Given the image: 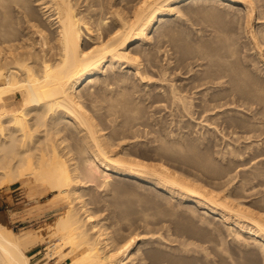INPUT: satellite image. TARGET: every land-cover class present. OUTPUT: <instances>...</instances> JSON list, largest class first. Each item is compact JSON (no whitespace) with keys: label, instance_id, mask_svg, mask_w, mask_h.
Listing matches in <instances>:
<instances>
[{"label":"bare ground","instance_id":"obj_1","mask_svg":"<svg viewBox=\"0 0 264 264\" xmlns=\"http://www.w3.org/2000/svg\"><path fill=\"white\" fill-rule=\"evenodd\" d=\"M182 1L185 0H138L134 9L131 7L133 9L131 11L132 13H130L131 16L127 15L128 18H122V16H119L118 12H112L115 17L119 18H114V21H108L107 18L109 17H107V14L104 17L94 18L96 15L93 16L90 12V7L85 5L86 0H0V188L13 185L17 182L21 183L25 178L30 177L34 179V181L40 180V182H46L52 191H57L56 195L58 198L67 200L69 204L65 211H63L64 213L55 219V222L51 225L50 237L52 236L54 242L48 245L47 251L42 254L39 258L40 260H36L38 264H46L49 259H53V262L61 264L139 263V261L138 263L136 262V258L131 257L132 245L136 240L135 236H130L131 238L121 245H113L114 243L108 241L109 237L104 236L106 233L104 229L99 226L98 220H95L93 217L94 215L90 214L88 207H84L86 203H81V205L79 203V206L72 204L74 200L77 201L79 198L80 193H78L77 190L83 185V180L92 181L95 178H98V180L101 178L103 183H107L110 178L109 171H112L113 174L116 175H124L128 180H135L134 178H136L139 179L140 182L153 183L166 192H172L174 188L179 189V200L181 202H192V206L189 207L194 212L198 211L201 217V214L205 215L206 213L217 214V217H219L217 219H220L224 223L230 222L231 230L237 238L241 237L244 241L243 238L246 235L255 243L256 247L258 246L259 251L261 249L264 254V214H262V212L254 210L255 208H251L253 206H249L251 204L247 206L244 202H237L236 200H234L236 202L232 204L233 199L231 200L230 198L231 203L227 202V197H225L226 200L221 199L223 195L220 196V192L218 196L217 191L214 192L213 189H207L208 187L204 188L201 186L202 184H198V180L196 181L197 184L195 182H190L191 180L189 181L187 176V179H185L182 177L183 175L181 176L180 173L169 169L164 164H161V162H159L160 164L157 166V169L155 167L149 168L152 170L151 176L144 173L145 170L147 172L145 168L150 167L151 164L147 165L148 162H141L142 159L130 158L129 154L135 152V148L139 150V147L130 145L131 143H135L133 140H131V142H129V140V143H127V141L126 143H121L120 141H122L125 136L123 137L122 134L116 130L114 124L118 117H122L127 121L129 119H131V122L133 121L132 117L137 114L135 109L136 105H134L135 102L133 103L134 100H132L133 98L123 97L124 99L122 98V100H118V97L117 100H112L111 98V101L107 103L103 101V105L106 103L104 106H100L101 100L99 102L97 101L99 89L96 87L108 79V75L113 72L115 66L120 70L125 69L121 73H131L129 70H132L134 72L133 75H138V78H136L140 81L144 79V75L146 74H157L151 69L152 67L150 68L148 66L150 64L149 61L145 62L147 68L144 66L146 69L144 71L140 70V66L143 62H141V60L145 61L149 59L148 57L150 56L147 54L150 51L149 49L148 52L145 50V56L142 54V45L148 42V32L150 29L156 28L155 22L160 20L158 17L163 20L162 17L165 16L166 12L172 10L171 5ZM186 1L185 3L187 4L188 2H196L197 0ZM203 1H209L208 3H210L211 1L217 0ZM226 1H242V4L246 7V11L248 8V13H246L249 17H247L246 22L249 21L248 18L252 17L253 9L251 6L253 5H251L252 3L250 4L252 0ZM83 5H85V7L82 9ZM173 7L175 8V6ZM226 43H228V41H226ZM131 45H133V47L129 50ZM233 54L232 52V55ZM106 64L108 65L106 66ZM219 65H221V63ZM243 70L245 71V68ZM165 72L163 71L162 74H159L160 79L163 81L166 79L163 74ZM209 72L210 71H207L208 74H210ZM118 73L116 72V74ZM228 73L229 72H224L223 74L219 73V76H217V74L214 77L205 76L196 80L194 83L186 84L185 87L180 86L181 88L170 86V88H168V98L166 99H170L175 105L181 102L179 106H181L182 109H187L185 104L189 105L188 103H190L191 100H187V97H185L182 92H190L191 94L192 92L199 93L201 95L200 99L198 97L200 103L198 105L196 104V106L199 107V111L197 110L198 114L202 116L206 113L204 120L208 125H212L211 128L214 126L217 129L220 124L221 130H217L221 132V136H223L221 139L225 137L226 143L224 146L229 150L230 147H232L230 143L233 144L234 141H239L241 138L249 141L248 138H251L250 132L252 134L253 132L250 131V128L246 127L247 123L244 121V123H242H246L244 128L246 127L250 130L240 136V131L243 130L241 129V122V126H239L240 124L238 123H232L230 117L229 119L225 118L229 116L231 112L230 108L234 105L232 98L229 97V95L231 96L229 93L230 88L226 90L229 92H224V94L221 92V96L214 92H208L213 86L211 85V87H209L208 85L209 83H213L212 80L217 81V79L221 78L225 80L224 77L230 78L232 73ZM102 75L104 76L102 77ZM245 77L246 75L242 78L245 79ZM234 78L236 79V77ZM124 79H126V76L118 78V82L116 83L117 86L126 89L128 88V84ZM245 80L247 81L248 78ZM230 81L228 80V83ZM169 83L173 84V82ZM250 83L253 84L251 81ZM96 84L98 85L95 87ZM103 85L105 86L106 84ZM238 85L240 86V84ZM261 88L256 87V93L254 94H263V88ZM10 93L21 95L22 104L19 107L6 109L3 106V100ZM240 93L242 94V92ZM111 97L114 96L112 95ZM84 100L88 101L87 104L84 103ZM186 111L188 113L189 109L183 112ZM96 112L98 115H100V113L104 115L101 126L102 123L105 124L102 127H99V123H96L97 120L95 119L101 117L100 115L98 118H95L94 115H97ZM191 114L192 113H190V116ZM122 118H120V120ZM236 120L242 121L237 118L234 121ZM100 121L101 120H99V122ZM103 129H110L107 136V133L104 132ZM122 130L123 128H121V131ZM123 131L122 133L126 132ZM256 131L259 132L258 130ZM137 135L138 134H133L131 138L135 139ZM68 139L74 140L73 147L69 146L67 142ZM253 143H247L248 145L245 146L243 152L241 150L240 152L237 148L236 150L231 148L230 154H235V156L237 155L236 157L239 156L238 159L240 160V156L246 152L249 154V156H247L249 157L248 161L252 162L253 160L254 162V159L255 161L262 159L260 161L262 162L264 159L263 142L261 146L260 143L257 142V145L260 147H257L255 143L257 148ZM142 145H145V143ZM74 149L76 153L73 151ZM146 152L148 153V151ZM245 158L246 157H244V159ZM247 159L248 158H246V160ZM244 163L247 162H241V165ZM256 163L257 162H255V164ZM243 185L241 187H243ZM172 193L174 194V191ZM224 196L222 198H224ZM164 198H166V196ZM261 199L264 202L262 197ZM197 207L200 208V211ZM171 213L173 214V212ZM232 216H234V218L230 220ZM242 221H246L247 226H245V223H242ZM33 234H31V232L16 233L11 229L5 228L4 225L0 223V264H31L27 252L30 250L31 245L35 243V238H37ZM235 236L234 239L237 241ZM43 238L45 239V237ZM241 239L239 240L241 241Z\"/></svg>","mask_w":264,"mask_h":264},{"label":"rangeland","instance_id":"obj_2","mask_svg":"<svg viewBox=\"0 0 264 264\" xmlns=\"http://www.w3.org/2000/svg\"><path fill=\"white\" fill-rule=\"evenodd\" d=\"M137 2L138 0H86L85 5L90 7V12L93 16L96 15L94 18L104 17L107 14V17H109L107 20L112 21L114 18H119L115 17L112 12H118L122 18H126L127 15L131 16L130 13H132L131 11ZM185 2L187 1L171 5L172 10L166 12L165 16L162 17L163 20L158 17L160 20L157 19L159 21L155 22L156 28L150 29L148 32L149 43L146 42V45H142V54L145 56V52L150 50L147 53L150 56L147 59V55V60L145 61L141 60L143 62L140 70L144 71L147 68L145 62L149 61L150 64L147 62L148 66L152 67L151 69L157 74H146L144 75V79L140 81L137 79L138 75H133L134 72L132 70H129L131 73H121L125 69L120 70L115 66V69L108 75L109 77L106 81L95 85V87L98 85L96 88L99 89L97 101L101 100L100 106H104L108 101H111V98L112 100H117V97L118 100H122L123 97L133 98V103L135 102L134 105H136V113L138 114H136L137 117L136 115L132 117L134 125L130 121L131 119L127 121L122 117H118L119 120L116 119L114 124L116 130L123 137L125 136L120 141L121 143H126V141L129 143L133 140L135 143H131L130 145L139 147V150L135 148V152L129 154L130 158L142 159L143 161L141 160V162H148L147 165L151 164L150 167L145 168L148 173L146 170L145 172L143 171L144 173L151 176L152 170L149 168L155 167L157 169V166L160 164L159 162H161V164H164L169 169L180 173L181 176L183 175L182 177L185 179L191 180L190 182H195L196 184L198 182L204 188L213 189L214 192L217 191L218 196L219 192L220 196L225 195L221 199L226 200L225 197H227V202L233 199L232 204L236 201L244 202L247 206L251 204L249 205H253L251 208H255L254 210H258L264 214V202L261 199V197L264 199V159L262 162H260L262 159L258 161L254 159V162L253 160L251 162L248 161L249 157L247 156L249 154L246 152L243 155L248 158L247 160L246 158L244 159L243 155L240 156L239 160V156L236 157L237 155L230 154L231 148L235 150L237 148L243 152L249 142L253 143L256 141L253 144L255 146L256 143L257 147H260L263 142L264 146V0L249 1L253 5L251 6L253 15L251 18H248V22H246L247 17H249L247 14L248 8L246 11V7L242 4V1L228 2L226 0H217L208 3L209 1L199 0L197 3L188 2L187 4ZM85 5L82 6V9ZM126 10L130 11L127 12ZM132 47L133 45L129 47V50ZM232 52L234 53L233 55ZM214 63L218 64L215 65ZM220 63L221 65H219ZM235 68H238L237 71ZM244 68L245 71L243 70ZM163 71H166L163 73L166 78L164 81L159 76ZM207 71H210V74ZM222 71L229 72L228 74L232 73L231 77L229 75L230 78L224 77L227 82L222 78L217 79V81L220 80L218 83L216 80H212L214 84H208L209 87L213 85L208 92H214L221 96L222 93L230 91L231 96L229 95V97L232 98L234 105L230 108L231 112L229 116L225 118L229 119L230 117L232 123L240 124L241 122L242 124L244 121L247 123V126L246 123L242 124L241 129L243 130L240 129V136L250 129L253 132V134L250 132L252 140L248 138L249 141H246V139L241 138L239 141H231L235 144L230 143L232 147L229 150L224 146L226 143L225 137L221 139L223 136L219 132L221 130L220 124L219 128H217L218 130L220 129L219 131L214 126L211 128L212 125H208L204 120L206 113L202 116L198 114L199 107L196 104L200 103L199 99L201 95L199 93L192 92V95L190 92H182L187 97V100H191L188 103L190 106L185 104L190 113H192L191 116L189 111V115L187 111L183 112L187 109H182L179 106L181 102L175 105L170 99H166L168 98V88L170 86L185 87L186 84L194 83L205 76L214 77L217 74L219 76V73H224ZM116 72H119L121 75L119 73L116 74ZM245 75V79L248 78L247 81L243 79ZM122 76H126V79H124L128 84V88L126 89L117 86L116 83L118 82V78H122ZM227 79L229 81L231 79V81L228 83ZM169 82H173V84ZM103 84L106 85L104 86ZM256 87H262L263 94H254L256 93ZM228 88H230L229 91H226ZM240 88H243L244 91ZM112 95L114 97H111ZM12 96L17 97L14 100L15 106H20L22 104L21 95ZM101 96L104 97L102 98ZM103 101H106L104 105ZM87 102V100H84L85 104ZM4 107L6 108L5 105ZM100 115L101 117H99ZM100 115L97 113V117L95 115L94 117H99L95 120H97L96 123H99L98 126L102 127L105 124L102 123L101 126L104 115L102 113ZM120 118L122 119L120 120ZM236 118L242 121H234ZM99 120L101 121L99 122ZM244 126L250 129L244 128ZM121 128L126 131L122 130L125 134L122 133ZM103 131L107 133H105L107 136L110 129H103ZM243 131L245 132L242 133ZM133 134H138L135 139L131 138ZM73 141L68 139L67 142L70 147L74 146ZM257 142L260 143V146L257 145ZM143 143L146 146L142 145ZM159 147L164 148L160 149ZM155 149L158 150L156 151ZM72 153L75 154L76 151ZM146 155L147 157L150 156V159ZM241 162L247 163L242 164V166ZM255 162L257 163L255 164ZM109 172V183L108 181L107 183H103L101 178H99L100 181L98 178L92 181L83 180V185H80L81 187L77 190L80 193L79 198L77 201L74 200L72 204L79 206V203L80 205L81 203H86L84 207H88L89 210H87L90 214L94 215L95 220H98L99 226L106 233L104 236L109 237L108 241L114 243L113 245H121L129 240V238L135 236L136 240L132 245L131 257L136 258V262L138 263L139 261L138 264H264L263 252L261 249V252L259 251L258 246L256 247L249 237L246 235L245 237L242 236L244 237V241L241 237L237 238L231 230L230 222L224 223L220 219H217L219 218L217 214L206 213L205 215L201 214V217L198 211L194 212L189 207L192 206V202H181L179 200V189L174 188L176 191L173 189V194V191H170L171 193L163 191L161 187L153 183L140 182L136 178H134L135 180H128L124 175H116L112 171ZM35 181L27 177L21 183L17 182L13 185L0 188V223L5 228L11 229L16 233L31 232V234L34 233L33 235L37 237L35 238V243L31 245L30 250L27 252L31 264H38L36 260L39 261L42 254L47 251L48 245L54 242L52 236L50 237L51 225L55 222V219L64 213L63 211L69 205L67 200L58 198L56 195L57 191H52L46 182H40L39 180L35 183ZM242 185L243 187H241ZM165 196L167 200L164 198ZM197 208L200 211V208ZM233 218L234 216L230 217V220ZM242 223H245L244 225L247 226L246 221H242ZM234 236L237 238V241H235ZM53 263H55L53 259H49L46 262V264Z\"/></svg>","mask_w":264,"mask_h":264},{"label":"crops","instance_id":"obj_3","mask_svg":"<svg viewBox=\"0 0 264 264\" xmlns=\"http://www.w3.org/2000/svg\"><path fill=\"white\" fill-rule=\"evenodd\" d=\"M12 95H17L15 93H10L7 95V98L5 99V101L3 100V104L6 106V109H13V108H17L19 106H15V98H17L16 96H12ZM3 105V106H4ZM53 264H56V263H53Z\"/></svg>","mask_w":264,"mask_h":264}]
</instances>
